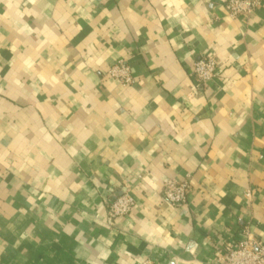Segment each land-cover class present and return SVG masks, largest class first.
<instances>
[{
	"label": "crops",
	"instance_id": "1",
	"mask_svg": "<svg viewBox=\"0 0 264 264\" xmlns=\"http://www.w3.org/2000/svg\"><path fill=\"white\" fill-rule=\"evenodd\" d=\"M226 1L0 0V264H219L245 229L264 243V4Z\"/></svg>",
	"mask_w": 264,
	"mask_h": 264
},
{
	"label": "built area",
	"instance_id": "2",
	"mask_svg": "<svg viewBox=\"0 0 264 264\" xmlns=\"http://www.w3.org/2000/svg\"><path fill=\"white\" fill-rule=\"evenodd\" d=\"M264 0H227L225 7L230 17L234 19H246L254 13ZM219 63L216 58L207 56L196 59L192 66L191 76L196 89L203 88L207 83L218 76ZM108 75L123 85H131L135 82L130 66L123 60H119L108 71ZM191 189V180L187 176L185 180H169L164 184L162 198L172 207L183 206L187 203ZM135 200L126 188L115 197L108 207L109 224L119 218L131 214ZM243 239L237 245L227 244L217 255L219 264H264V243L258 241L245 229ZM143 264H158L153 260H146Z\"/></svg>",
	"mask_w": 264,
	"mask_h": 264
}]
</instances>
